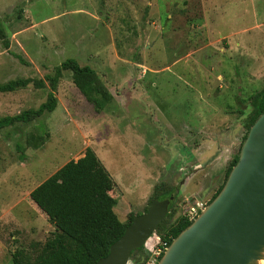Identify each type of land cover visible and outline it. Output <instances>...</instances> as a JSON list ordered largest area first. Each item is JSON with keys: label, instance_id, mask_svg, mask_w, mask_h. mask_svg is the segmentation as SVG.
<instances>
[{"label": "rangeland", "instance_id": "rangeland-1", "mask_svg": "<svg viewBox=\"0 0 264 264\" xmlns=\"http://www.w3.org/2000/svg\"><path fill=\"white\" fill-rule=\"evenodd\" d=\"M0 21L10 42L0 38V83L44 78L74 58L112 95L98 110L64 70L54 111L0 129V264L36 258L55 226L30 192L88 152L108 169L123 222L145 212L155 187L178 188L160 235L209 204L264 89V0H0ZM50 90L47 81L0 93V117L37 108ZM198 156L201 186L181 190ZM147 245L128 264H145Z\"/></svg>", "mask_w": 264, "mask_h": 264}, {"label": "trees", "instance_id": "trees-1", "mask_svg": "<svg viewBox=\"0 0 264 264\" xmlns=\"http://www.w3.org/2000/svg\"><path fill=\"white\" fill-rule=\"evenodd\" d=\"M0 38L4 41L6 48H9L10 42L1 21ZM19 58L26 63L24 58L21 56ZM64 70L73 72L74 82L98 110L111 101L112 95L105 89L96 71L88 65H80L74 58H69L58 65L53 74H47L44 78H17L0 83V93L16 91L26 87L31 82L37 88H43L48 81L51 89L47 100L37 108H29L17 114L0 117V129L16 123H28L46 112L54 111L58 104L55 92ZM263 112L264 89L253 98L252 109L249 114L250 127ZM247 135L248 133L244 139ZM40 138H42L41 145L45 138L42 135ZM19 150L22 152L23 146L19 145ZM239 154L240 151L231 160L224 182L208 203L223 188L230 171L239 159ZM21 157L25 159L24 152H22ZM72 165L73 169L70 170L69 175L63 167L30 192V198L47 215L48 220L55 226V231L43 244L33 261L22 263L15 259V264H95L109 253L110 246L123 235L125 228L133 218L140 214L130 212L127 222L120 220L115 211L117 199L109 193L113 180L106 166L97 159L93 152H88L85 158ZM70 166L67 164L66 168ZM164 187L159 193L157 192L158 188L155 187L148 204L154 199L175 197L178 188L174 191L173 188H166L168 187L166 185ZM172 206L173 200L170 202L169 213ZM145 211H147V206ZM191 223L192 221L188 216L183 214L182 218L173 224L166 234L158 235L171 243ZM67 238L71 240L67 242ZM70 242L74 247L72 252L69 251L68 243ZM143 248L144 246L134 250L132 256L136 251Z\"/></svg>", "mask_w": 264, "mask_h": 264}, {"label": "water", "instance_id": "water-1", "mask_svg": "<svg viewBox=\"0 0 264 264\" xmlns=\"http://www.w3.org/2000/svg\"><path fill=\"white\" fill-rule=\"evenodd\" d=\"M173 196L154 199L95 264H128L169 213ZM264 251V112L217 196L175 237L158 264H256Z\"/></svg>", "mask_w": 264, "mask_h": 264}, {"label": "built area", "instance_id": "built-area-1", "mask_svg": "<svg viewBox=\"0 0 264 264\" xmlns=\"http://www.w3.org/2000/svg\"><path fill=\"white\" fill-rule=\"evenodd\" d=\"M206 205L207 203L197 202L196 205L189 207L185 214L191 221H193L205 208ZM149 241L150 243L148 244ZM147 244V249L151 252V256L145 264H158L160 258L170 245L168 240L163 239L157 233H154L149 238Z\"/></svg>", "mask_w": 264, "mask_h": 264}, {"label": "crops", "instance_id": "crops-1", "mask_svg": "<svg viewBox=\"0 0 264 264\" xmlns=\"http://www.w3.org/2000/svg\"><path fill=\"white\" fill-rule=\"evenodd\" d=\"M184 134V133H183ZM179 135V134H178ZM180 136V135H179ZM230 136V135H229ZM184 137V136H183ZM183 140L185 141L186 140V137H184L183 138ZM231 142H233L234 143V141H231ZM195 147V146H194ZM230 147H231V144H224V149H225V151L223 150V149H221L220 150V154L218 155V157L217 158H220V157H223L224 156V153L226 152V149L228 148L229 149V151L231 150L230 149ZM182 156V158H183V162H185V160H186V158L183 156V155H181ZM230 157V156H229ZM198 159V160H197ZM197 159H194V161H190L188 164H189V166H190V168H191V173H190V175L186 178V180H185V182L182 184V186H181V190H182V188H184V186L186 187L187 186V184H193V183H195L194 184V189L196 190V189H199L200 188V186H201V182L200 183H196L195 181H194V179H195V177H196V175H198V172H199V170H198V168L196 167V165H200V161H201V158L198 156V158ZM226 159H227V157H226ZM198 171H197V170ZM194 181V182H193Z\"/></svg>", "mask_w": 264, "mask_h": 264}, {"label": "bare ground", "instance_id": "bare-ground-1", "mask_svg": "<svg viewBox=\"0 0 264 264\" xmlns=\"http://www.w3.org/2000/svg\"><path fill=\"white\" fill-rule=\"evenodd\" d=\"M256 264H264V251L262 257L256 261Z\"/></svg>", "mask_w": 264, "mask_h": 264}]
</instances>
